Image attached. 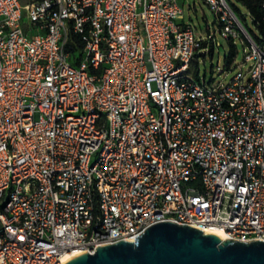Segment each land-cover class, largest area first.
<instances>
[{"label": "built area", "instance_id": "built-area-1", "mask_svg": "<svg viewBox=\"0 0 264 264\" xmlns=\"http://www.w3.org/2000/svg\"><path fill=\"white\" fill-rule=\"evenodd\" d=\"M204 1L207 31L179 0H0V264L162 220L264 240V32ZM221 38L250 65L207 84L191 65Z\"/></svg>", "mask_w": 264, "mask_h": 264}, {"label": "water", "instance_id": "water-1", "mask_svg": "<svg viewBox=\"0 0 264 264\" xmlns=\"http://www.w3.org/2000/svg\"><path fill=\"white\" fill-rule=\"evenodd\" d=\"M65 264H264V240L222 239L193 225L162 220L135 240L99 246Z\"/></svg>", "mask_w": 264, "mask_h": 264}, {"label": "rangeland", "instance_id": "rangeland-1", "mask_svg": "<svg viewBox=\"0 0 264 264\" xmlns=\"http://www.w3.org/2000/svg\"><path fill=\"white\" fill-rule=\"evenodd\" d=\"M237 7L240 9V15L248 27L259 34L258 27L254 23V19L249 13L248 7L241 0H232ZM184 8V14L181 17L185 23H191L198 29H203L207 31V25L214 21V14L210 7L206 4L204 0H179ZM191 6V7H190ZM221 43L223 46L219 49L216 48L212 52H206L205 55H201L198 60L194 59L191 65V71L205 79L207 84L212 81L215 83L223 82L228 84L232 76L240 69L243 64V69L247 70L250 63H244L245 57V45H243L240 39H237L235 44L228 40L221 38ZM234 44L236 47V55L232 59V65L234 69L227 70L222 67L218 68V65L224 66L226 64L227 58L231 45ZM222 70V71H221ZM228 74V75H227Z\"/></svg>", "mask_w": 264, "mask_h": 264}, {"label": "trees", "instance_id": "trees-1", "mask_svg": "<svg viewBox=\"0 0 264 264\" xmlns=\"http://www.w3.org/2000/svg\"><path fill=\"white\" fill-rule=\"evenodd\" d=\"M249 9V12L254 16V23L257 25L260 31L264 32V9L262 8L261 0H241ZM239 10V7H237ZM254 32V31H253ZM254 35L257 34L254 32ZM236 47L234 44L231 45L230 52L228 54V62L232 61V59L236 55Z\"/></svg>", "mask_w": 264, "mask_h": 264}, {"label": "bare ground", "instance_id": "bare-ground-1", "mask_svg": "<svg viewBox=\"0 0 264 264\" xmlns=\"http://www.w3.org/2000/svg\"><path fill=\"white\" fill-rule=\"evenodd\" d=\"M207 232H209V233H216V234H218L222 239H225V235H224V233H223L221 230H219V229H208ZM73 257H75V254H69L68 256H66V257L64 258V260H65V261H69V260L72 259Z\"/></svg>", "mask_w": 264, "mask_h": 264}, {"label": "crops", "instance_id": "crops-1", "mask_svg": "<svg viewBox=\"0 0 264 264\" xmlns=\"http://www.w3.org/2000/svg\"><path fill=\"white\" fill-rule=\"evenodd\" d=\"M191 7V6H190ZM181 21H183V19H181Z\"/></svg>", "mask_w": 264, "mask_h": 264}]
</instances>
